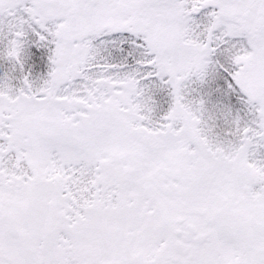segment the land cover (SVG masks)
Here are the masks:
<instances>
[{"label": "snow or ice", "instance_id": "1", "mask_svg": "<svg viewBox=\"0 0 264 264\" xmlns=\"http://www.w3.org/2000/svg\"><path fill=\"white\" fill-rule=\"evenodd\" d=\"M0 264H264V0H0Z\"/></svg>", "mask_w": 264, "mask_h": 264}]
</instances>
